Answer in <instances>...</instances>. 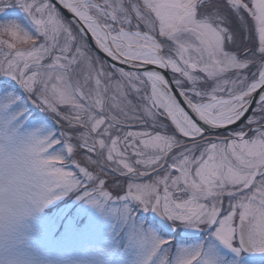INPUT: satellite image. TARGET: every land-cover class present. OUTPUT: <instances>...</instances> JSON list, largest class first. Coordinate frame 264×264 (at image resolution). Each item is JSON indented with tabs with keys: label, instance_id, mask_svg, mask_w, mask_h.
<instances>
[{
	"label": "snow or ice",
	"instance_id": "snow-or-ice-1",
	"mask_svg": "<svg viewBox=\"0 0 264 264\" xmlns=\"http://www.w3.org/2000/svg\"><path fill=\"white\" fill-rule=\"evenodd\" d=\"M0 264H264V0H0Z\"/></svg>",
	"mask_w": 264,
	"mask_h": 264
}]
</instances>
